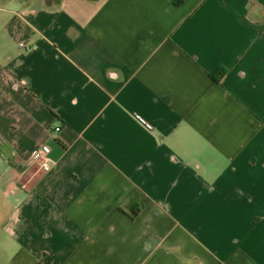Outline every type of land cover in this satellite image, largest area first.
<instances>
[{"label":"crops","instance_id":"crops-1","mask_svg":"<svg viewBox=\"0 0 264 264\" xmlns=\"http://www.w3.org/2000/svg\"><path fill=\"white\" fill-rule=\"evenodd\" d=\"M0 264H264V0H0Z\"/></svg>","mask_w":264,"mask_h":264},{"label":"built area","instance_id":"built-area-1","mask_svg":"<svg viewBox=\"0 0 264 264\" xmlns=\"http://www.w3.org/2000/svg\"><path fill=\"white\" fill-rule=\"evenodd\" d=\"M20 47H22L26 51L30 49V48H26L24 44H20ZM142 124L145 129L147 130L151 129L149 124L146 123H142ZM57 132H59V127L54 128L52 131V133H57ZM49 153H50V147L45 145L35 150L31 156L32 158L31 160L33 162H38L40 164L41 169L44 172H47L49 170V161H50Z\"/></svg>","mask_w":264,"mask_h":264},{"label":"trees","instance_id":"trees-1","mask_svg":"<svg viewBox=\"0 0 264 264\" xmlns=\"http://www.w3.org/2000/svg\"><path fill=\"white\" fill-rule=\"evenodd\" d=\"M138 212H139V209L137 207L135 209H133L131 214H130V218L136 217Z\"/></svg>","mask_w":264,"mask_h":264}]
</instances>
